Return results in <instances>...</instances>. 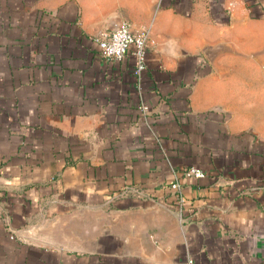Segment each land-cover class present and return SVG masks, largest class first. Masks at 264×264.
I'll use <instances>...</instances> for the list:
<instances>
[{
	"label": "crops",
	"instance_id": "1",
	"mask_svg": "<svg viewBox=\"0 0 264 264\" xmlns=\"http://www.w3.org/2000/svg\"><path fill=\"white\" fill-rule=\"evenodd\" d=\"M158 5L0 0V264H264V0Z\"/></svg>",
	"mask_w": 264,
	"mask_h": 264
},
{
	"label": "built area",
	"instance_id": "2",
	"mask_svg": "<svg viewBox=\"0 0 264 264\" xmlns=\"http://www.w3.org/2000/svg\"><path fill=\"white\" fill-rule=\"evenodd\" d=\"M160 3L161 0H159L158 6H160ZM92 39L98 47L100 54L107 59L122 60L126 55L130 54L134 62L133 71L139 84L141 74L146 67L147 49L151 44L148 28L134 30L129 21L123 19L115 25L94 34ZM138 107L142 113H146L148 110V106L144 102H141ZM183 173L197 177L205 175L204 170L194 165L184 168ZM169 188L177 194L176 200L179 202V209H181L183 198L179 192L180 184L176 175L169 183ZM185 264H194V261L188 258Z\"/></svg>",
	"mask_w": 264,
	"mask_h": 264
},
{
	"label": "trees",
	"instance_id": "3",
	"mask_svg": "<svg viewBox=\"0 0 264 264\" xmlns=\"http://www.w3.org/2000/svg\"><path fill=\"white\" fill-rule=\"evenodd\" d=\"M169 0H161L160 6L168 5Z\"/></svg>",
	"mask_w": 264,
	"mask_h": 264
},
{
	"label": "rangeland",
	"instance_id": "4",
	"mask_svg": "<svg viewBox=\"0 0 264 264\" xmlns=\"http://www.w3.org/2000/svg\"><path fill=\"white\" fill-rule=\"evenodd\" d=\"M120 20H123V18L121 17ZM127 20V19H126Z\"/></svg>",
	"mask_w": 264,
	"mask_h": 264
}]
</instances>
